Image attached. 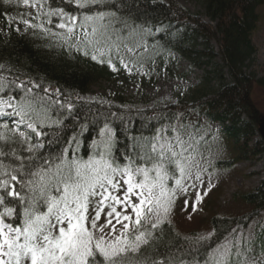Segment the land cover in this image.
Masks as SVG:
<instances>
[{"label":"snow or ice","instance_id":"1","mask_svg":"<svg viewBox=\"0 0 264 264\" xmlns=\"http://www.w3.org/2000/svg\"><path fill=\"white\" fill-rule=\"evenodd\" d=\"M19 3L41 21L21 16L26 30L39 28L114 72L117 63L129 75L141 72L152 59L144 55L147 43L110 10L115 0H3ZM75 109L71 95L42 78L0 75V264H264V231L224 237L204 257L162 243L177 200L195 212L208 195L199 189L212 161L198 151L195 125L160 120L149 136L120 144L112 119L125 116L109 112L84 155L86 123L64 140L67 147L49 151L59 144L53 135L77 118ZM211 235L190 243L203 246Z\"/></svg>","mask_w":264,"mask_h":264},{"label":"trees","instance_id":"2","mask_svg":"<svg viewBox=\"0 0 264 264\" xmlns=\"http://www.w3.org/2000/svg\"><path fill=\"white\" fill-rule=\"evenodd\" d=\"M115 4L116 8L110 10H118L117 16L127 21L129 28L135 29V40L142 39L147 43L145 56L152 57L147 63L176 54L197 69L209 68L203 78L207 90L196 91L189 101L157 103L145 110L84 101L80 94L92 83L96 70L83 66L69 51H57L55 46L41 44L33 38H0V64L5 66L0 75L11 78L19 71L26 76L42 78L52 88L59 87L71 95L76 103L77 118L67 120V127L53 135L59 144L50 145L48 150L58 151L61 146L67 147L64 140H70L80 131V124L86 123L88 131L80 137L79 150L84 155L91 150L89 146L96 138V129L109 112H115L125 116L123 122L112 119L120 144L128 143L131 136H149L152 126L158 125L160 120L167 124L178 119L196 126L201 145L207 137L208 125L218 123L220 130L216 143L228 150L226 158L216 162L220 170H230L245 163L253 166L262 160L264 142L258 134V125L263 119V111L256 102L255 90L264 96V75L257 78L248 69L256 53L252 36L260 20L257 10L264 7V0H204V16L208 22L172 0H115ZM21 16L20 3L9 7L0 0V18L20 20ZM193 116L205 117L207 126L193 120ZM234 202L244 210L212 215L204 226L201 224L187 233L172 223H165L162 226V243L176 245L185 251L191 249L194 255L204 257L206 249L216 247V242L224 243V237L247 236L251 230L259 238L264 231V182L254 192L234 197ZM153 231L160 235L159 229ZM208 233L212 234L211 238L203 246L190 243ZM195 247L200 249L198 254ZM160 250L166 249L162 247Z\"/></svg>","mask_w":264,"mask_h":264},{"label":"rangeland","instance_id":"3","mask_svg":"<svg viewBox=\"0 0 264 264\" xmlns=\"http://www.w3.org/2000/svg\"><path fill=\"white\" fill-rule=\"evenodd\" d=\"M172 1L192 14L201 16L204 21L208 20L204 16V0ZM20 5L24 19L30 20L34 24L41 23L40 20L34 19L36 9L25 6L23 3ZM257 14L260 20L257 30L252 36L256 53L249 65L248 72L260 78L264 75V7L259 8ZM49 27L51 26L49 25ZM17 28L19 31L16 30ZM54 30L59 31L58 29ZM10 36H27L41 44L55 46L57 51H69L80 60L83 66L96 70L92 83L85 92L80 94V98L88 102L101 103V101H105L106 104L145 110L157 103L175 104L180 100L189 101L196 91L207 90V83L203 82V78L209 68L197 69L176 54L169 55L165 60H153L154 62L146 63L141 72L133 69L132 74L129 75L119 63L116 65L119 70L114 72L109 67L84 57L74 49L60 47L59 41L46 36L39 28L26 30L25 25L16 18H12L11 23L0 18V38L5 39ZM255 99L264 112V96L258 89L255 90ZM192 119L200 121L202 126H207L205 117L193 116ZM219 129L220 125L217 123L208 125L207 137L198 146L199 153L205 159L212 161V167H208L207 172L204 173L205 184L199 189L201 192L208 191V195L204 197L195 212L184 206L181 197L177 200L170 217L171 223L182 232L192 231L201 224L204 226V222L212 215L242 212L243 207L234 202V197L254 192L260 183L264 182V160H259L252 167H249V164H238L226 171L220 170L216 166V162L224 160L228 152L227 148L216 143L219 140L217 134ZM209 179H211L212 185L210 190L207 183ZM188 199L191 201L193 198L189 196Z\"/></svg>","mask_w":264,"mask_h":264},{"label":"water","instance_id":"4","mask_svg":"<svg viewBox=\"0 0 264 264\" xmlns=\"http://www.w3.org/2000/svg\"><path fill=\"white\" fill-rule=\"evenodd\" d=\"M259 134L264 142V119L261 120L260 124H259Z\"/></svg>","mask_w":264,"mask_h":264}]
</instances>
